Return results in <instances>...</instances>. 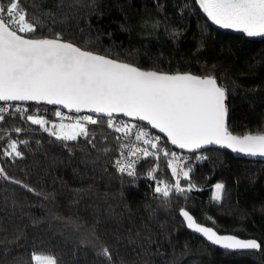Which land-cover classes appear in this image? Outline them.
Instances as JSON below:
<instances>
[{"label": "trees", "instance_id": "obj_1", "mask_svg": "<svg viewBox=\"0 0 264 264\" xmlns=\"http://www.w3.org/2000/svg\"><path fill=\"white\" fill-rule=\"evenodd\" d=\"M21 2L29 14L45 21L38 38L58 32L79 46L91 41L89 50L146 70L214 73L229 90V130L236 135L264 132V37L219 27L197 0ZM18 105L27 111L0 122V167L11 178L0 177V264H34L32 254L41 252L56 254L63 264H107L80 244L93 232L101 244L111 246L116 264H264V160L215 147L183 152L192 171L181 185L195 187L165 199L147 176L154 167L152 157L140 160L134 177L117 170L115 161L125 144L122 133L98 122L87 125L91 143L84 137L61 141L25 117L38 112L58 122L54 112L63 109L35 101ZM125 118L113 117L117 122ZM139 122L175 150L167 138ZM16 128L23 131L16 133ZM9 137L28 141L19 145L23 157L2 155ZM155 175L174 183L168 167ZM216 183L225 185L219 202L212 199ZM181 209L220 233L256 239L260 250L212 245L188 230Z\"/></svg>", "mask_w": 264, "mask_h": 264}, {"label": "snow or ice", "instance_id": "obj_2", "mask_svg": "<svg viewBox=\"0 0 264 264\" xmlns=\"http://www.w3.org/2000/svg\"><path fill=\"white\" fill-rule=\"evenodd\" d=\"M197 2L215 24L243 32L248 37H264V0ZM36 6L33 4V7ZM44 26L45 21L29 14L21 0H0V102H5L0 105V122L5 120L6 115L26 112L27 109L10 103L23 101L43 102L63 106L76 113L87 110L106 116L107 121H98L96 116L85 115L65 124L62 122L65 115L56 110L54 116L60 119L59 124L52 123L38 112L28 114L25 119L33 125L42 126L44 131L65 142L84 137L91 143L94 137L87 125L98 122L106 123L125 138L134 135L135 141H142L155 151L122 144L136 159H117L115 166L120 173L135 176L140 159L152 157L154 167L147 172V176L156 182L155 193L165 199L173 192L183 194L195 187L192 183L186 187L181 185V179L189 180L192 171L188 158L168 150L166 145L161 144L162 138L151 133L145 125L117 122L113 119L114 114L146 122L179 149L194 151L206 145H219L237 153L264 158V132L236 135L229 130V106L226 104L229 90L218 83L214 73L201 76L144 70L132 63L89 50L91 41L79 46L65 40L58 32L52 33L53 38H38L35 34ZM9 109L13 111L9 112ZM49 124H52L51 128L46 127ZM14 131L20 133L23 130L16 128ZM27 143V140L9 137L2 155L23 157L19 145ZM121 156H124L123 152ZM164 167L170 168L174 183L157 179L155 174L158 171L162 173ZM0 177L11 179L3 167H0ZM14 182L22 183L19 180ZM23 186L35 191L28 185ZM225 194V185L216 183L212 199L219 202ZM180 211L188 228L202 233L216 245L229 250L261 248V243L255 239L219 235L213 228L198 223L188 210ZM80 244L90 247L107 264H116L111 246L101 244L94 232L89 237H82ZM31 260L34 264H63L52 253H33Z\"/></svg>", "mask_w": 264, "mask_h": 264}, {"label": "water", "instance_id": "obj_3", "mask_svg": "<svg viewBox=\"0 0 264 264\" xmlns=\"http://www.w3.org/2000/svg\"><path fill=\"white\" fill-rule=\"evenodd\" d=\"M110 58V57H109ZM144 70H146V69H144ZM193 74V73H192ZM196 75V74H195ZM219 83V82H218ZM30 102H34V101H23V102H15V103H23V104H28V103H30ZM53 106H55V107H59V108H61V109H63L64 111H67V112H70V113H73V114H80V113H91V112H88L87 110H84V111H82V112H80V113H76V112H74V111H70V110H68V109H65V108H63V106H59V105H53ZM93 115H95V116H97V115H99V114H94V113H92ZM114 115H122V114H114ZM101 116V115H100ZM123 116V115H122ZM126 118H128V119H132V120H135V119H133V118H130V117H126ZM150 126V125H149ZM151 127V126H150ZM154 131H156L157 133H159L160 135H162V136H164V134L163 133H160L159 132V130L158 129H153ZM165 137V136H164ZM165 138H167V137H165ZM170 143V142H169ZM172 147H174L175 149H177V150H179V151H182V152H198V151H201V150H204V149H207V148H209V147H215V148H221V149H224V150H227V151H229L230 153H232L234 156H236V157H240V158H246V159H250V160H264V158H262V157H251V156H248V155H245V154H243V153H237V152H234V151H232L231 149H228V148H224V147H221V146H219V145H206V146H204V147H202V148H200V149H197V150H194V151H189V150H187V149H179L177 146H175V145H172ZM185 210H187V209H185ZM190 212V211H189ZM180 213H181V211H180ZM190 214H192L191 212H190ZM193 215V214H192ZM182 216V215H181ZM194 216V215H193ZM182 218H183V220L185 221V223H186V226H187V222H186V220L184 219V217L182 216ZM194 218H195V216H194ZM197 220V219H196ZM198 222V221H197ZM198 223H200V222H198ZM202 226H205V227H211V226H208V225H205V224H203V223H200ZM188 228V227H187ZM211 228H213V227H211ZM188 230L189 231H191L192 233H194V234H196V235H198V236H200V237H202L203 239H205L206 241H208L209 243H211L212 245H214V246H217V247H219V248H221V249H224V250H228V251H245V250H253V251H258V250H256V249H239V250H229V249H225V248H223L222 246H220V245H216V244H214V243H212L211 241H209L202 233H198V232H196V231H194L193 229H190V228H188ZM213 230L214 231H217L215 228H213ZM217 233L219 234V235H234V234H230V233H220V232H218L217 231ZM235 236H237V235H235ZM238 238H240V239H244V240H248L249 238H242V237H239V236H237ZM251 239V238H250ZM256 240V239H255ZM259 242V241H258ZM260 250V249H259Z\"/></svg>", "mask_w": 264, "mask_h": 264}, {"label": "built area", "instance_id": "obj_4", "mask_svg": "<svg viewBox=\"0 0 264 264\" xmlns=\"http://www.w3.org/2000/svg\"><path fill=\"white\" fill-rule=\"evenodd\" d=\"M5 102H0V105H3ZM11 104L12 103H15V102H10ZM19 104V103H18ZM17 104V106H19ZM19 107H21V106H19ZM23 108V107H22ZM64 115H65V119L64 120H69V121H73L74 122V120L76 119V118H79L80 116L78 115V114H73V113H69V112H62ZM119 121H128L129 123H132V124H142L141 122H139L138 120H132V119H128V118H125V119H120ZM143 125V124H142ZM147 128V127H146ZM148 129V128H147ZM148 130H150V129H148ZM150 132L151 133H153L151 130H150ZM154 134V133H153ZM155 135H157V134H155ZM123 139H124V141H125V144H129V145H137V146H139L140 148H149L150 146H148V145H145V144H143V142L142 141H135V139H134V135L133 136H129V137H123ZM162 144V143H161ZM154 150V149H153ZM122 152L124 153V156L122 157L121 156V154H120V156H119V158L118 159H125V158H127V159H129V160H135L136 159V157H134V156H131L130 154H129V152H128V149L127 148H124L123 150H122ZM173 152H176L178 155H180V156H182V157H185L184 155H183V152H181V151H179V150H177V149H175V150H173ZM186 158V157H185ZM142 159V158H141ZM140 159V160H141ZM140 162V161H139ZM137 165H138V163H137ZM137 165H136V171H137ZM127 174V173H126Z\"/></svg>", "mask_w": 264, "mask_h": 264}, {"label": "rangeland", "instance_id": "obj_5", "mask_svg": "<svg viewBox=\"0 0 264 264\" xmlns=\"http://www.w3.org/2000/svg\"><path fill=\"white\" fill-rule=\"evenodd\" d=\"M217 25V24H216ZM219 27H221L220 25H218ZM221 28H223V27H221ZM235 30V29H234ZM52 123H54V124H59V123H61V121H54V122H52ZM63 123H65V124H69V123H72V122H63ZM51 127H52V124H51ZM50 127V128H51ZM213 194H214V188H213Z\"/></svg>", "mask_w": 264, "mask_h": 264}, {"label": "bare ground", "instance_id": "obj_6", "mask_svg": "<svg viewBox=\"0 0 264 264\" xmlns=\"http://www.w3.org/2000/svg\"><path fill=\"white\" fill-rule=\"evenodd\" d=\"M126 174V173H125ZM134 177V176H133Z\"/></svg>", "mask_w": 264, "mask_h": 264}]
</instances>
